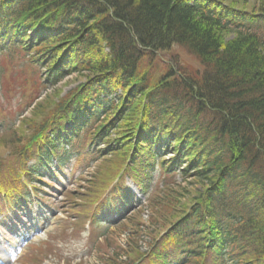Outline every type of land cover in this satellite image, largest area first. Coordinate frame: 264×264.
<instances>
[{
  "label": "trees",
  "instance_id": "trees-1",
  "mask_svg": "<svg viewBox=\"0 0 264 264\" xmlns=\"http://www.w3.org/2000/svg\"><path fill=\"white\" fill-rule=\"evenodd\" d=\"M259 1L248 11L238 0H0V209L22 208L27 183L39 198L85 157L99 164L70 209L95 223L124 215L139 232L143 210L125 178L110 189L126 165L155 226L146 256L128 247L131 262L264 264ZM173 46L191 62H158ZM71 76L82 81L20 119ZM158 171L162 187L149 192ZM191 179L202 189L182 184Z\"/></svg>",
  "mask_w": 264,
  "mask_h": 264
},
{
  "label": "rangeland",
  "instance_id": "rangeland-1",
  "mask_svg": "<svg viewBox=\"0 0 264 264\" xmlns=\"http://www.w3.org/2000/svg\"><path fill=\"white\" fill-rule=\"evenodd\" d=\"M178 52L174 48L170 52L161 53L163 56L159 55L156 59L158 62L169 61L168 59ZM179 53L182 59L181 64L184 61L191 62V59L182 51ZM80 81L82 79L71 76L57 88L66 93L80 84ZM75 164L73 160L71 166ZM87 167V164L81 165L76 172H69L68 178L58 183L61 189L44 202L46 203L45 210L36 206L33 213H23L20 217L14 216L16 222L8 218L2 221L4 236L2 240L0 239V264H23L26 256L34 258V255L38 253L39 247L37 246L41 244H47L46 249L38 254L39 258L44 257L43 264H105L103 259L107 258V254L115 256L117 253L122 256V248L127 246L128 241L132 243L133 240L138 239H140L141 250L143 252L148 250L151 242L148 234L154 231L155 226L151 225L150 220L153 213L146 207L147 202L140 193H136V196L142 201L141 206H145L146 224L141 226L142 231L138 235L134 231L135 228L126 229L121 225L115 226L110 223H104L100 229L97 228L95 233L90 235L89 227H81L79 217L68 212L64 207L65 194L69 192L75 193V200L81 202L78 194L85 192L87 185L83 180L77 182L78 177L84 174L86 178H89L94 172L93 164L89 165L90 169ZM177 181L181 182V179L177 178ZM182 184L196 190L202 189V184L193 179ZM7 225L13 226V229L9 230ZM106 229L107 234L103 233ZM47 253L49 255L45 258Z\"/></svg>",
  "mask_w": 264,
  "mask_h": 264
}]
</instances>
